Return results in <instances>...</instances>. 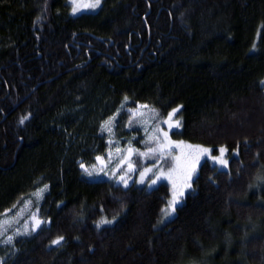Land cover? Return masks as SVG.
Wrapping results in <instances>:
<instances>
[{"label": "trees", "instance_id": "1", "mask_svg": "<svg viewBox=\"0 0 264 264\" xmlns=\"http://www.w3.org/2000/svg\"><path fill=\"white\" fill-rule=\"evenodd\" d=\"M178 107L173 145L211 151L175 212L167 179L89 175L118 142L170 167L133 117ZM27 203L2 264H264V0H0V221Z\"/></svg>", "mask_w": 264, "mask_h": 264}, {"label": "rangeland", "instance_id": "2", "mask_svg": "<svg viewBox=\"0 0 264 264\" xmlns=\"http://www.w3.org/2000/svg\"><path fill=\"white\" fill-rule=\"evenodd\" d=\"M70 1L73 8L74 5L72 3V0ZM102 1L103 0H101V4ZM90 2L91 0H77V4L80 6V11H78L75 14H79L82 12H94L99 10L101 4L99 7L94 9L83 7L84 4ZM135 112L137 114L135 113L133 117V121L136 122L141 127V130L144 132L146 139L149 142H153V144L155 143L154 146L155 148H157L160 144L167 145L169 142H171V146L165 148L164 157L165 158L170 157L171 159L175 157L177 159L175 160L172 159L173 162L170 167H175V171L172 172L171 179H167V180L172 185L171 186L172 193L175 186V191L177 192V194L182 192L183 193L182 196H184L186 194L185 191L187 189L183 187L185 183V173H186L187 165L190 164L195 159V157L199 156V160L198 162H196V169H197L203 155L200 154L198 149L190 147L184 143H180L179 146L177 144L173 145V142L170 139L168 125L163 123L162 121H156V119L151 113L147 112L146 110H139V109L138 111ZM164 133H167V140H165L164 138ZM157 137H159L158 140ZM129 148L132 149V146L129 144L118 142L116 143V145H114L113 148H110L107 151V153L100 155L99 157H102L103 161L96 159L95 162H92L90 164V173L92 174V176H98V177L109 176L114 178L117 176V174H119V176L124 174L128 169V164L131 163L133 165V170L127 172L126 178L128 179V181L129 179L131 180L134 179V181H136L139 185L147 184L146 186L149 187L155 186L159 182L163 181L161 180L158 181L155 185H151V180L155 179L154 172L156 169L163 168L165 172H168L170 168V167L165 168L162 163H155L146 167V168H153L154 172L147 173L144 177V182L140 183L139 182L140 172L143 170L137 172L136 166L131 161L133 159L132 156L134 154V150L132 149L133 150L132 153L129 154L128 153ZM117 149H119V151H117ZM119 176H117L116 178L118 179ZM182 196H180V198ZM17 211H19V214H17L18 215L17 218H15L14 216H10L0 221V231H3V235H0V239L1 238L3 239L4 235L11 230H17L18 233H25V228L27 227V233H30L33 230L32 229L33 220L31 219L33 213H35L38 220L40 219L39 218L40 215L37 212L34 211L31 212V207L29 203H27L23 209L21 210L19 209ZM28 214H30L29 217ZM5 221H7V223H5ZM42 224L43 223H41V225Z\"/></svg>", "mask_w": 264, "mask_h": 264}, {"label": "snow or ice", "instance_id": "3", "mask_svg": "<svg viewBox=\"0 0 264 264\" xmlns=\"http://www.w3.org/2000/svg\"><path fill=\"white\" fill-rule=\"evenodd\" d=\"M72 3L74 5L73 8H72V11H73V14H75L78 11H80V6L77 4V0H72ZM100 4H101V0H91L90 3L84 4L83 7L84 8L94 9V8L99 7ZM125 99H127V98H125ZM179 110H180L179 107L176 108V109H173L168 114L167 120L163 121L165 124L168 125L169 128L175 127L177 129H179L181 127V121L180 120L177 119L175 121H172L173 116H175V114L177 112H179ZM27 118L28 117L21 118L20 123L22 124L24 122V120H26ZM108 123L109 122H105V128H107V130L110 132L111 128L108 127ZM164 138H165V140H167V133H164ZM150 139H151V137H150ZM158 139H159V137H157V140ZM170 146H171V142H169L167 145L160 144L157 148H149L147 153H139V152H137V154L138 155H148V154H155V153L159 152L160 155H159L158 159H164L165 148L166 147H170ZM196 147L199 150L201 155H207L211 151L210 149L203 148L202 146H196ZM117 151H119V149H117ZM132 151L133 150L131 148L128 149V153L129 154H131ZM218 151H219L220 155L213 156L212 160L213 161H218L219 164L222 165V166H226L227 163H228V161L226 159H224V153H225L226 149L225 148H220V149H218ZM96 159L100 160V161H103L102 157H96ZM172 159L175 160L177 158L173 157ZM198 160H199V156L195 157V159L190 164L187 165V169H186V173H185V183H184L183 187L192 188V185H191V183H189V181H191L192 176H193V174L196 171V162H198ZM81 167L83 168L84 166L81 165ZM132 170H133V165L131 163H129L127 171L124 174L119 176V182H121L125 187H127V185H128V179L126 178L127 172L128 171H132ZM174 171H175V167H170L168 172H165L163 170V168H158V169L155 170V172H154L153 168H145V169H143V171L140 172V181L139 182L143 183L145 175L147 173H149V172H154L155 179L151 180V185H155L158 181L171 179V174ZM89 175H91V173H89ZM40 191L43 192L44 189H41ZM182 195H183L182 192L177 194V192L175 191V186H174V190H173V193H172V198H171L170 201H168L167 207L162 210L165 216H169L173 212H175L176 206L179 203V198ZM31 219L33 220V225H32V229L33 230H35L36 228H39L41 223H45V221L38 220L36 215H35V213L32 214ZM114 219H115V217H113L112 220H109L107 218H101L100 221H98V223H97V227H100L101 225L111 224V223H113ZM5 223H7V221H5ZM18 234H21V233H18ZM22 234H27V227L25 228V233H22ZM0 235H3V231H0ZM12 239H13V237L8 236L7 239L5 241H2V242L10 244L12 242ZM63 239H64V237H62V236L58 237L56 240L52 241V244L53 245H59L63 241ZM0 264H2V262H0Z\"/></svg>", "mask_w": 264, "mask_h": 264}, {"label": "flooded vegetation", "instance_id": "4", "mask_svg": "<svg viewBox=\"0 0 264 264\" xmlns=\"http://www.w3.org/2000/svg\"><path fill=\"white\" fill-rule=\"evenodd\" d=\"M171 129V128H170Z\"/></svg>", "mask_w": 264, "mask_h": 264}]
</instances>
